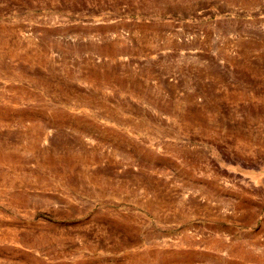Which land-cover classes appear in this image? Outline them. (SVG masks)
Instances as JSON below:
<instances>
[{"label":"rangeland","instance_id":"1","mask_svg":"<svg viewBox=\"0 0 264 264\" xmlns=\"http://www.w3.org/2000/svg\"><path fill=\"white\" fill-rule=\"evenodd\" d=\"M0 264H264V0H0Z\"/></svg>","mask_w":264,"mask_h":264}]
</instances>
